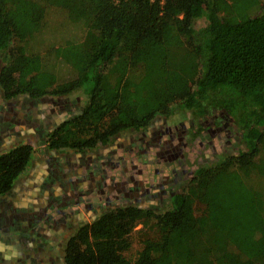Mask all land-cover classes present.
I'll use <instances>...</instances> for the list:
<instances>
[{"label":"trees","instance_id":"1","mask_svg":"<svg viewBox=\"0 0 264 264\" xmlns=\"http://www.w3.org/2000/svg\"><path fill=\"white\" fill-rule=\"evenodd\" d=\"M50 7L82 36L45 45ZM203 17L210 20L197 26ZM0 52L6 99L87 96L41 140L51 152L94 150L179 111L213 110L232 123L209 157L208 137L195 146L202 153L192 177L163 207L118 204L79 227L66 264H264L261 0H0ZM61 67L73 77L61 80ZM36 157L29 141L0 152V195ZM151 221L158 235L129 258L131 233Z\"/></svg>","mask_w":264,"mask_h":264},{"label":"flooded vegetation","instance_id":"2","mask_svg":"<svg viewBox=\"0 0 264 264\" xmlns=\"http://www.w3.org/2000/svg\"><path fill=\"white\" fill-rule=\"evenodd\" d=\"M3 66L0 52V72ZM44 101L50 115L43 113ZM79 107L69 96L6 99L0 88V152L7 143L27 141L37 149L36 159L14 189L0 195V264H66L68 239L79 227L118 204L163 207L192 177L202 153L195 146L208 137L206 148L216 152L223 136L231 135L226 115L212 110L197 117L189 112L184 122L171 124L170 116H160L145 129L129 131L133 136L129 145H114L113 140L87 152H51L41 140ZM187 136L194 140V148L185 141ZM148 155L155 160L158 179L149 176L125 189L118 168L129 161L148 164ZM36 161L34 174L26 179ZM139 172L134 166L131 176Z\"/></svg>","mask_w":264,"mask_h":264},{"label":"rangeland","instance_id":"3","mask_svg":"<svg viewBox=\"0 0 264 264\" xmlns=\"http://www.w3.org/2000/svg\"><path fill=\"white\" fill-rule=\"evenodd\" d=\"M262 4H264V0H261ZM237 6V5H236ZM236 13L238 15H240V17H245L246 15V9L245 8H240L237 6V8L235 9ZM210 19L208 17H203L201 19H199L196 22V25L199 27L205 26L208 21ZM58 25L60 28L59 32H49V26L51 25ZM75 25L71 24L66 18H65V14L60 12L59 10H57L54 7H50L48 8L47 11V17H46V28L43 31V39L45 40V45H50V44H62L64 43L69 37L71 36H76L78 38H80L81 35V31H79L78 29H74L72 30V28ZM77 28V27H75ZM77 31V32H74ZM40 49L42 48V45L40 47ZM58 75L59 78L61 80H67L71 77H73V74L70 70L61 67L58 68ZM69 98H71L72 100H76L77 102H79L80 107H82L84 105V103H86L87 100V96L81 92H75L72 95L69 96ZM46 101L42 102V106L44 107L43 109V113H47V115H50L49 113V108L45 107L46 106ZM190 113L189 112H177L173 115L170 116L169 118V123L171 124H177L179 122H184L186 120L189 119ZM131 133L132 132H125L122 134L121 137H119L118 139L113 141V144L119 146L121 145H129V140L131 137ZM118 140V141H117ZM190 141L189 146L192 145L191 147L194 148V141L190 136H187L185 141ZM192 143V144H191ZM40 144H42V142H40ZM178 145L181 144V142H177ZM207 145V143H205ZM14 144H10L7 143L6 147L4 149H7L9 147H11ZM42 146V145H40ZM210 149L208 148H204V152H203V157H209L208 153ZM188 151H193L188 149ZM187 151V155L189 154ZM194 152V151H193ZM122 151L120 150V148L118 147V155L119 156H123L122 155ZM135 155V154H134ZM138 156V155H137ZM143 157V156H142ZM145 157V156H144ZM146 158V157H145ZM150 158V159H149ZM142 159V158H141ZM148 159L150 160L147 164L148 160H144L145 162H132L129 161L127 163H123L122 168H118V180L119 182H123V187L125 189H129V186L132 184H135L138 180H140V182H143L144 179L148 178L149 176L152 177V180H157L158 176L157 173H155V160L152 157H149L148 155ZM143 160V159H142ZM135 163V164H134ZM38 161H36L33 165V167L31 168V171L26 175V179L28 177H30V175L32 176L36 170ZM134 166L138 167L140 172L137 175H134L133 177L131 176V173L134 172ZM133 171V172H132ZM200 204H197V207H199ZM200 208V207H199ZM198 208V209H199ZM158 235L157 232V226H155L154 222H149L148 224H144V223H138L137 226L135 227V229L133 230V232L130 235V239L132 242L131 248L126 251V255L131 258L134 259L137 255V253L139 252V250L142 248L143 245V240L146 239L147 237H156Z\"/></svg>","mask_w":264,"mask_h":264}]
</instances>
